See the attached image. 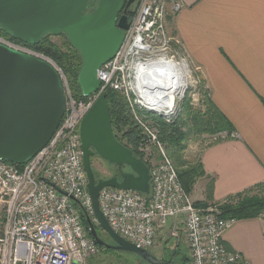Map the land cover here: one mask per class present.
I'll use <instances>...</instances> for the list:
<instances>
[{
  "label": "built area",
  "instance_id": "2783aa9c",
  "mask_svg": "<svg viewBox=\"0 0 264 264\" xmlns=\"http://www.w3.org/2000/svg\"><path fill=\"white\" fill-rule=\"evenodd\" d=\"M169 3L174 12L182 8L181 0H139L121 48L98 70L100 88L83 99L73 95L65 72L50 57L0 34V43L50 62L65 93V114L50 141L21 167L0 159V264H86L100 254L81 215L83 211L98 225L87 187L80 126L108 90L127 100L151 176L149 194L114 187L100 191V208L112 229L137 247L151 249L168 220L183 217L191 264H248L223 240L236 219L223 218L216 206H195L158 129L147 119L148 114L159 115L171 123L186 97L193 106L202 104L199 68L167 28ZM148 144L158 148V159L146 152Z\"/></svg>",
  "mask_w": 264,
  "mask_h": 264
},
{
  "label": "water",
  "instance_id": "95a60500",
  "mask_svg": "<svg viewBox=\"0 0 264 264\" xmlns=\"http://www.w3.org/2000/svg\"><path fill=\"white\" fill-rule=\"evenodd\" d=\"M90 3L0 0V29L13 38L38 44L48 34L67 35L83 58L78 82L85 97L100 88L98 70L121 48L130 28V14L139 0H98L92 10ZM64 114L65 93L56 68L45 59L0 43V159L18 165L28 161L50 141ZM80 136L95 216L114 244L104 241L88 218L94 240L112 249L133 252L149 264H162L153 251L139 248L115 232L100 208L99 193L104 187L145 194L151 191L149 166L115 135L106 93L83 118ZM95 154L116 166L118 174L98 178L92 163Z\"/></svg>",
  "mask_w": 264,
  "mask_h": 264
},
{
  "label": "crops",
  "instance_id": "0c3cea01",
  "mask_svg": "<svg viewBox=\"0 0 264 264\" xmlns=\"http://www.w3.org/2000/svg\"><path fill=\"white\" fill-rule=\"evenodd\" d=\"M181 1L178 12L168 4V31L199 68L211 103L236 134L200 154L206 174L193 193L210 207L264 184V0ZM168 230L185 235L184 218H170L157 237ZM223 240L248 264H264L261 217L236 220Z\"/></svg>",
  "mask_w": 264,
  "mask_h": 264
},
{
  "label": "trees",
  "instance_id": "16d2710c",
  "mask_svg": "<svg viewBox=\"0 0 264 264\" xmlns=\"http://www.w3.org/2000/svg\"><path fill=\"white\" fill-rule=\"evenodd\" d=\"M92 3L93 0H91L89 6L90 9ZM137 8L138 5H135L133 7L134 11L130 14V18L133 17ZM0 34L12 41L24 44L34 49L35 51L40 52L53 59L65 72L73 95L78 99L85 98L82 93L81 86L78 82V77L83 66V58L80 51L72 46L66 34H61L64 35L67 40L65 43V50L61 49L59 45L50 41V38L53 36L51 34L46 35L38 44H29L15 39L10 34L4 32L2 29H0ZM203 94H205L207 104L209 106V109L205 112H203L201 108L199 110H192L189 99L188 97H186L185 100L181 103V112L179 113L178 117L171 123H167L162 116L148 114V116L151 115L150 117L154 116L153 121L154 125L159 130L160 140L163 144L166 145L167 152L177 168L179 179L183 187L189 194L194 191L197 181L206 174L203 164L200 162V159L199 162L189 164L183 161L181 154L186 148L187 141L189 140L188 137L191 131L197 134H220L217 139H215V141L209 143L207 146L223 139V134L226 137H230L234 133V128L227 117H225V115L211 103L209 95L207 96L208 91L204 90ZM106 95L111 113L113 130L117 139L124 145L131 148L137 157L143 159L147 163V165L150 166L149 160L140 150L142 135L134 121L127 100L120 92L113 90H108L106 92ZM189 121L193 124V129L183 131L182 128H184L186 125L188 126ZM21 166L22 164L19 165V167ZM125 170H128V167H125ZM263 185L264 184L257 185L256 187L231 196L226 200L221 201L220 203H216L214 206H216L220 210L221 216L223 218H234L236 220H242L260 217L264 212V197L254 194V191ZM195 206L199 208H206V206L201 203L200 205L195 203ZM81 215L84 226L89 230V236L94 240L87 221L88 217L83 211H81ZM95 227L98 232L100 226L95 225ZM103 240L107 243L114 244L112 240V242H108L105 239ZM95 243L101 249H112L110 247L100 245L96 241Z\"/></svg>",
  "mask_w": 264,
  "mask_h": 264
},
{
  "label": "rangeland",
  "instance_id": "374dc122",
  "mask_svg": "<svg viewBox=\"0 0 264 264\" xmlns=\"http://www.w3.org/2000/svg\"><path fill=\"white\" fill-rule=\"evenodd\" d=\"M97 1L98 0H93L91 9H94V7L97 5ZM50 41L59 45L61 49L65 50V43L67 40L64 35H53L50 38ZM203 91H204V86H203V81H201L200 98H201L202 104H201V107L193 106L191 104V98H189V102L192 107V110H199L201 108V110L205 112L209 109L206 96L205 94H203ZM150 116L151 115H149V117ZM149 117L147 119L152 123L154 127H156L153 121L154 116L150 118ZM188 124H189L188 126L186 125L187 127L185 126L184 128H182L183 131H188V129L190 130L193 129V124L190 121L188 122ZM219 135H220L219 133L217 134H210V133L197 134L191 131L188 137L189 140L187 141L186 148L184 152L181 154L183 161H185V163L187 164L199 162V157H200L202 150L209 143L215 141L214 138L218 137ZM163 147L167 152V148L165 144H163ZM145 150H147L146 152H150V153L152 152V154L156 157V159H158V152H157L158 148L157 147L152 146V144H148L146 145ZM92 163H93V166H95L97 170H100L101 173H104L106 175V178L111 177L113 173H115L114 166L108 163L107 161H105L103 158H100L99 156L93 157ZM254 194L264 197V185L256 189L254 191ZM189 195L192 201L194 202V204L197 203L198 205H200V202L197 201V197L193 192ZM260 217L264 220V212L261 214ZM167 232L162 234L159 238L157 237L155 245L153 246V248H151V251H153L154 254L162 261V264H191L190 247L188 245L186 231H185V235L182 230H177V232L176 231L172 232L168 230ZM98 233L102 239H105L108 242L109 241L112 242L111 238L108 236V234L103 229H101V227L98 230ZM86 264H149V263L143 260L142 258H140L137 254L130 252V251H124V250H118V249H106L105 250V249L100 248V254L96 257L91 258L90 261L87 260Z\"/></svg>",
  "mask_w": 264,
  "mask_h": 264
},
{
  "label": "flooded vegetation",
  "instance_id": "af4514ba",
  "mask_svg": "<svg viewBox=\"0 0 264 264\" xmlns=\"http://www.w3.org/2000/svg\"><path fill=\"white\" fill-rule=\"evenodd\" d=\"M137 5V4H136ZM92 10V9H91ZM96 156H99L98 154H95V156H93V157H96ZM100 157V156H99ZM101 158V157H100ZM112 165V164H111ZM114 166V165H113ZM93 168H94V170H95V173H96V175H97V177L98 178H106V175L104 174V173H101V171L100 170H97L96 169V167L95 166H93ZM114 168H115V173H113V175L115 174H118V169H117V167L116 166H114Z\"/></svg>",
  "mask_w": 264,
  "mask_h": 264
}]
</instances>
